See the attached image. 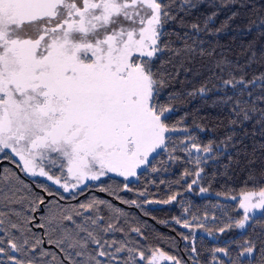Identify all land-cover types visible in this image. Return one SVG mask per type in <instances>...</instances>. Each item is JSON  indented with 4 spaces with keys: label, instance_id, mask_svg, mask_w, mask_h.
<instances>
[{
    "label": "snow or ice",
    "instance_id": "6c2138e0",
    "mask_svg": "<svg viewBox=\"0 0 264 264\" xmlns=\"http://www.w3.org/2000/svg\"><path fill=\"white\" fill-rule=\"evenodd\" d=\"M204 2L0 0V161L8 160L20 173L43 178L60 190L37 183L45 194L40 195L17 172L0 169V264H185L159 246L142 244L147 238L141 227L120 226L122 217L128 223L127 214L111 203L96 197L78 204L61 201L77 199L93 182L99 191L129 206L139 207L141 201L124 199L118 192L135 191L146 204H171L179 192L166 194V199H148L146 189L130 186L131 179H140V170H161L154 164L160 153L167 155L166 161H160L167 165L178 162L181 157L175 153L183 152L194 168H186L176 183L194 177L187 183L188 191L200 183L203 165L215 160L216 152L212 143H198L183 120L168 122L184 96L166 91L181 70L189 71L184 58L195 48L185 41L183 49H176L163 38L169 35L165 25L172 21L197 33L207 30L215 12L206 18L204 28L178 18ZM234 2L220 0L222 6ZM166 52L171 54L167 58ZM175 57L182 59L177 62ZM223 64L218 61L216 67L223 70ZM257 86L264 90V74L250 81L231 77L222 86L214 85L218 91L233 88L241 94ZM208 91L205 84L187 95L204 97ZM232 99L224 96L218 102ZM257 101L264 102V96L243 104L237 99L233 111L239 120L230 124L247 122L259 112L257 123L264 131V109L257 108ZM231 141L228 135L221 143ZM109 176L121 178L122 183L105 186ZM260 178L264 179V171ZM248 180L253 188L245 187L239 197L216 193L238 199L240 218L209 224L208 213L203 219L189 220L187 209L185 218H172L191 233L178 235L191 244L192 264H201L196 229L212 237L251 226L257 211L256 220H264V186L253 171ZM199 191L204 194L209 189L201 186ZM102 208L108 209L107 216ZM216 219L211 217L213 222ZM258 236H264V230ZM238 248L233 257L227 246L214 247L213 264H225L219 257H228L227 264H244L241 258L254 257L257 243L244 239ZM259 250V264H264V240Z\"/></svg>",
    "mask_w": 264,
    "mask_h": 264
},
{
    "label": "trees",
    "instance_id": "16d2710c",
    "mask_svg": "<svg viewBox=\"0 0 264 264\" xmlns=\"http://www.w3.org/2000/svg\"><path fill=\"white\" fill-rule=\"evenodd\" d=\"M215 16L208 24L205 31L194 32L190 27L181 26L177 21L169 22L165 25V31L169 33L163 39L171 42L172 47L183 49L185 41L195 52L184 58V66L189 71L181 70L180 75L167 92L183 94L184 99L177 102L175 112L169 118V123H176L183 120L191 134L196 137V141L202 145L212 143L217 158L204 164V173L198 185L193 186V191L187 190V183L194 178L187 177L185 181L180 180L184 170L193 169L194 165L187 163L188 157L183 152L175 153L181 159L176 163L161 164V160H167V155L160 153L155 157L154 164L161 170L153 173L150 170H140V179H131L130 186L136 191L147 190L148 199H166V194L179 192L177 201L171 204H146L144 197H137L134 192L120 191L118 195L124 199H138L140 206H129L120 203L105 192L101 194L96 183L88 182V187L84 189L83 195H79L73 200L70 197L61 203L78 204L89 198L96 197L103 199L106 203H111L116 208L127 214L128 223L125 224L122 217L120 226L127 229L129 226L141 227L145 237L142 244H152L161 247L166 252L181 258L185 264H192L190 258L191 244H185L178 233L191 236L187 229H182L173 222V217L185 218V209L188 210L187 219L192 216L203 219L208 213L207 223L220 225L222 221L240 218L242 212L238 209L237 200H227L222 196L218 197L217 192H229L239 196V192L247 187L253 188V182L248 180L250 171H253L264 186V179L260 178V173L264 171V131L257 123L259 112L252 116L247 122H239L236 125L230 124L231 120H239L233 111L237 99L243 104L245 101L255 100L257 96H264V90L259 86L255 89L244 90L243 94L233 88H226L218 91L216 86H222L224 79L243 77L250 81L261 74H264V0H236L222 6L220 0H205L189 13H179L183 17L186 25L197 23L204 28V21L212 13ZM217 29H220L217 31ZM187 33V35H186ZM203 51V55L201 54ZM170 53H164L167 58ZM175 61H180L182 57H175ZM218 61H223L221 68L216 67ZM207 85L208 93L204 97L199 95L190 97L187 95L199 89L202 85ZM259 85V82H258ZM240 86H237L239 88ZM252 95L249 96L248 92ZM224 96H231L233 99L227 104L218 102ZM257 108L264 109V102L257 101ZM204 127L201 131L196 125ZM174 136H183V133H175ZM228 135L232 136L230 143H221ZM193 152V158L195 157ZM1 162V161H0ZM10 168L17 172V175L30 184L32 190L43 195L36 185L42 183L56 189L54 185L48 184L42 178H30L15 169L13 163L2 160L0 169ZM163 181V183H161ZM247 181V185L245 182ZM105 186L122 183L121 178L109 176L104 181ZM208 188L207 193L201 194L200 187ZM67 195V194H65ZM102 213L107 216L108 209L102 208ZM215 215L216 221L211 217ZM256 214L251 222V226L244 230L233 228L223 234H214L212 237L200 229L195 230V246L200 256L201 264H213L211 260L214 247L227 246L232 256L235 257L244 239H252L257 243V250L254 257H242L244 264H259L260 240L264 236H258L264 230V220L257 221ZM135 236V234H131ZM117 238H121L116 233ZM138 239V238H137ZM175 241L176 246H172ZM219 257V254H218ZM227 264L228 257H219ZM167 264V262H163Z\"/></svg>",
    "mask_w": 264,
    "mask_h": 264
},
{
    "label": "rangeland",
    "instance_id": "374dc122",
    "mask_svg": "<svg viewBox=\"0 0 264 264\" xmlns=\"http://www.w3.org/2000/svg\"><path fill=\"white\" fill-rule=\"evenodd\" d=\"M194 153H195V151H193ZM196 155H197V153H195ZM40 178V177H39ZM43 179V178H42ZM101 194H103L102 192H100ZM237 197H239V196H237ZM241 212H242V210H240ZM256 214H259V212L257 211L256 213H255V215Z\"/></svg>",
    "mask_w": 264,
    "mask_h": 264
},
{
    "label": "water",
    "instance_id": "95a60500",
    "mask_svg": "<svg viewBox=\"0 0 264 264\" xmlns=\"http://www.w3.org/2000/svg\"><path fill=\"white\" fill-rule=\"evenodd\" d=\"M1 163H2V161L0 162V164H1ZM17 171H18V169H17ZM18 172H19V171H18ZM42 194L45 195L43 192H42Z\"/></svg>",
    "mask_w": 264,
    "mask_h": 264
}]
</instances>
